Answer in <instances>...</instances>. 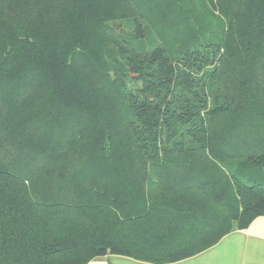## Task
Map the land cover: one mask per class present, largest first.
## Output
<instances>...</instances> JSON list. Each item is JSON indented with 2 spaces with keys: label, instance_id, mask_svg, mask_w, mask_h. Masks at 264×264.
Masks as SVG:
<instances>
[{
  "label": "trees",
  "instance_id": "1",
  "mask_svg": "<svg viewBox=\"0 0 264 264\" xmlns=\"http://www.w3.org/2000/svg\"><path fill=\"white\" fill-rule=\"evenodd\" d=\"M258 217L264 0H0V264H171Z\"/></svg>",
  "mask_w": 264,
  "mask_h": 264
},
{
  "label": "crops",
  "instance_id": "2",
  "mask_svg": "<svg viewBox=\"0 0 264 264\" xmlns=\"http://www.w3.org/2000/svg\"><path fill=\"white\" fill-rule=\"evenodd\" d=\"M88 264H150L128 257L108 255ZM171 264H264V217L248 228L233 231L216 245L191 258Z\"/></svg>",
  "mask_w": 264,
  "mask_h": 264
},
{
  "label": "rangeland",
  "instance_id": "3",
  "mask_svg": "<svg viewBox=\"0 0 264 264\" xmlns=\"http://www.w3.org/2000/svg\"><path fill=\"white\" fill-rule=\"evenodd\" d=\"M126 24H128L127 22H125V25L123 27V30L125 31L126 35L130 34V27L126 26ZM108 256V255H107Z\"/></svg>",
  "mask_w": 264,
  "mask_h": 264
}]
</instances>
